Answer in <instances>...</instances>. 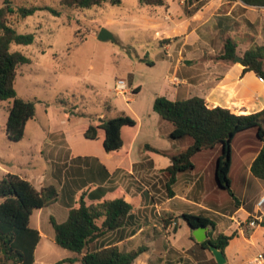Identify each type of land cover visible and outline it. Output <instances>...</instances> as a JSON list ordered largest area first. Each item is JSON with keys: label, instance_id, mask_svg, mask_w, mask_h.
Masks as SVG:
<instances>
[{"label": "crops", "instance_id": "obj_1", "mask_svg": "<svg viewBox=\"0 0 264 264\" xmlns=\"http://www.w3.org/2000/svg\"><path fill=\"white\" fill-rule=\"evenodd\" d=\"M162 7L163 14L160 16L156 10L148 22L151 23V28L170 31L172 33L170 39H177L163 46L166 58L172 61H164L170 64L163 82L154 83L152 110L136 105L142 87L135 85L134 82L131 88L128 87L127 94L138 95L137 98L128 100L129 113L136 121V125L123 128L122 150L107 153L104 146L100 145L96 147V154H76L75 150L70 148L73 147V143L67 136L61 135L65 138L63 142L65 145L60 146L65 147L59 149L56 145L59 135L47 133V138L51 140V143H46V148L49 147L47 154L50 159L64 167L46 175H35L24 170L18 175L29 180L37 189L45 185L58 188L61 192L60 202L44 208L50 209L59 205L66 209L63 218L65 220H56L58 223H64L68 219L71 210L68 205L72 202L77 205L84 192L87 193L86 200L89 203L117 198L130 202L133 210L126 224L96 241L94 249L117 246L121 251L129 253L146 247L147 251L138 257L135 264H218L212 252L203 249L196 239L192 238L193 230L180 218L185 213L199 214L210 217L216 223L215 233L236 235L227 247L225 255L229 264H246L258 254H264V251L255 253L245 249V244L253 246L254 242L246 237L245 230L240 227L245 220L239 216L246 214L248 218L252 217L251 204L257 198L251 195V186L264 184V181L256 178L251 172V163L259 148L255 154L249 152L244 154L243 165L237 166L233 152L235 141L232 144L230 180L237 200L230 197L229 193L227 195L216 182V159L220 154V148L206 150L196 155L193 158V171L177 176V182L172 187L174 192L172 195L168 189L170 176L166 172L171 166L170 156L184 151L193 141L172 140L170 134L174 126L154 111V103L158 97L176 101L197 96L230 109L236 114L263 111L264 81L254 72L242 77L244 67L241 63L217 60V56L223 53L224 40L231 38L230 35L233 34L248 35V41L242 47L235 41L238 45V54L242 56L248 50L264 46V15L259 22L256 16L248 19L249 14L255 10L264 12V7L246 6L239 0H194L187 5L176 0L173 3L166 2ZM215 20L220 23L213 29L212 23ZM99 117L100 121L108 118L105 115ZM104 138L105 132L102 137L99 131L97 140L104 142ZM149 147L166 154L156 153ZM248 148L243 152L248 151ZM80 168H89L102 178L107 176L104 184L99 186L91 182L82 188L83 184L78 176ZM0 170L4 173L0 178L8 173L15 174L1 165ZM179 187H182L181 190ZM258 218L259 224L263 217ZM33 228L40 231L42 241L44 238L42 224L39 223ZM249 230L253 231L255 227H250ZM182 231L187 242L180 246L178 236ZM46 238L55 242L54 227L52 231L46 232ZM41 241L36 250L35 263ZM47 251L46 245V256ZM65 259H73L72 262L65 264H82L80 257L74 252L60 261Z\"/></svg>", "mask_w": 264, "mask_h": 264}, {"label": "rangeland", "instance_id": "obj_2", "mask_svg": "<svg viewBox=\"0 0 264 264\" xmlns=\"http://www.w3.org/2000/svg\"><path fill=\"white\" fill-rule=\"evenodd\" d=\"M13 1L17 7H52L62 13L61 16H55L49 11L38 10L26 18H12L19 33L35 36L32 45L13 46L14 50L22 51L32 61L18 70V95L36 103V116L27 123L25 137L21 142H12L7 137L6 127L12 102H0V165L15 174L29 171L35 175H46L55 170L58 164L47 154L49 147L46 148V143H51L47 133L59 135L56 143L59 149L65 147L60 146L65 140L61 136L63 134L72 141L73 147L70 148L76 154H96V147H103V142L85 139L84 133L89 125L99 123L101 115L108 118H132L128 100L138 95L129 93L118 97L115 93L118 80H124L130 88L133 82L142 87L136 105L152 110L154 83L163 82L170 64L164 61H172L166 58L163 46L168 43L166 41L177 39H170V31L150 27L148 19L155 15L156 10L161 16L164 8L144 6L140 0H122L121 5L106 4L91 9L62 7L60 0ZM174 1L166 0L168 3ZM190 1L193 3L194 0H188L185 5ZM2 3L3 0H0V6ZM263 15L264 12L258 9L250 13L248 19L256 16L259 22ZM219 23L215 20L212 23L213 29ZM102 29L112 34L114 39L100 41L98 36ZM230 36L241 47L248 41L247 34ZM153 61L156 62L154 67L146 63ZM132 106L136 107L135 104ZM100 134L103 137V130H100ZM260 144L254 130L240 134L233 148L237 166L243 165L244 154L253 153ZM247 147L248 151L243 152ZM3 174L0 170V176ZM263 185L251 186V195L257 198L253 203L250 201L252 217L239 215L245 220L240 227L245 230L246 237L254 242L253 246L245 244L248 252L264 251V227L258 224L255 230H249L254 219L264 217L256 205L264 196ZM179 188L181 190L182 187ZM64 213L66 209L59 205L34 212L31 225L37 227L41 223L44 232L35 264H57L71 253L46 238V232L53 230L50 219L53 217L63 221ZM186 242L187 238L182 231L178 236V244L181 246Z\"/></svg>", "mask_w": 264, "mask_h": 264}, {"label": "trees", "instance_id": "obj_3", "mask_svg": "<svg viewBox=\"0 0 264 264\" xmlns=\"http://www.w3.org/2000/svg\"><path fill=\"white\" fill-rule=\"evenodd\" d=\"M246 6L264 7V0H239ZM148 7H162L166 0H140ZM106 4L121 5L122 0H60L62 7L72 9H91ZM38 10H46L55 16L61 11L52 7H17L13 0H3L0 6V102L11 101L7 121V137L12 142H21L26 133L27 123L36 116V103L19 97L16 89L18 70L22 65L30 64L31 59L13 46H29L35 41L34 34H21L12 23L13 17L26 18ZM166 42H169L166 41ZM238 45L231 38L224 40L223 53L217 60L234 62L238 54ZM242 57L244 67L242 77L254 72L264 81V46L246 51ZM152 67L155 62H146ZM154 111L160 117L173 124L174 130L170 138L174 141L191 139L192 144L179 154L170 156L171 166L166 170L170 179L168 189L174 195L172 187L181 173L194 169L193 158L206 150L220 148L216 159V182L235 200L230 180L232 165V144L235 139L248 130H254L261 144L257 155L251 163L252 174L264 181V110L251 114H236L201 97L183 98L176 101L166 97H158L154 103ZM136 121L130 116L105 118L98 125H90L85 132L88 140H97L99 131L105 132L103 142L107 153L122 150L124 127H134ZM152 151H158L149 147ZM256 148V149H257ZM253 151L255 154L256 152ZM64 165L57 164L56 170ZM103 169H105L103 167ZM106 172V170H105ZM107 173V172H106ZM107 175V174H106ZM79 179L82 188L91 182L102 186L105 178L96 175L89 168H80ZM57 178V176H56ZM84 192L78 204L68 205L71 208L69 217L64 223L51 218L55 229V242L60 247L76 253L82 264H135L138 257L147 251L146 247L126 253L117 246L94 249L96 241L108 233L122 228L131 217L133 205L123 198L105 199L98 203H89ZM75 195V194H74ZM61 192L55 186H44L37 189L29 180L18 174L8 173L0 178V264H34L36 250L42 239L38 229L31 226V218L35 211L42 210L60 202ZM193 230L201 226L208 227L209 238L199 243L203 249L210 251L214 244L224 253L230 242L236 237L223 233H215L216 223L206 215L182 214L180 216ZM174 219V218H173ZM264 227V217L259 222ZM194 239V236L192 235ZM211 252V251H210ZM65 259L58 264L72 262ZM229 264V263H228Z\"/></svg>", "mask_w": 264, "mask_h": 264}, {"label": "water", "instance_id": "obj_4", "mask_svg": "<svg viewBox=\"0 0 264 264\" xmlns=\"http://www.w3.org/2000/svg\"><path fill=\"white\" fill-rule=\"evenodd\" d=\"M98 39L100 41H108L114 39V37L106 29H102L101 32L99 33ZM235 61L242 63V57L240 56L237 57ZM262 123H264V120H262ZM208 230L209 228L205 226H201L199 228L193 229L194 238L198 243H202L209 238ZM209 248L218 264H228V259L225 253L220 248H218L214 244H210Z\"/></svg>", "mask_w": 264, "mask_h": 264}, {"label": "built area", "instance_id": "obj_5", "mask_svg": "<svg viewBox=\"0 0 264 264\" xmlns=\"http://www.w3.org/2000/svg\"><path fill=\"white\" fill-rule=\"evenodd\" d=\"M182 4H186L188 0H179ZM129 92V88L127 83L124 80H118L116 87H115V93L118 96H123ZM258 208L263 212L264 214V198H261L258 203ZM259 219H254L251 223V227H256L258 224ZM246 264H264V254L260 253L256 257H254L252 260H250Z\"/></svg>", "mask_w": 264, "mask_h": 264}]
</instances>
